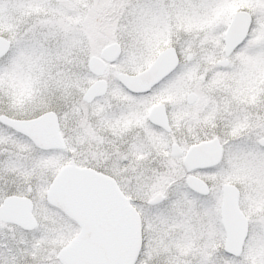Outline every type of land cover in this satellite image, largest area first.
Returning <instances> with one entry per match:
<instances>
[{"label": "snow or ice", "instance_id": "snow-or-ice-1", "mask_svg": "<svg viewBox=\"0 0 264 264\" xmlns=\"http://www.w3.org/2000/svg\"><path fill=\"white\" fill-rule=\"evenodd\" d=\"M0 264H264V0H0Z\"/></svg>", "mask_w": 264, "mask_h": 264}]
</instances>
